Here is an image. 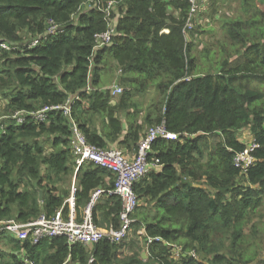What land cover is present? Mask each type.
Listing matches in <instances>:
<instances>
[{
  "label": "trees",
  "instance_id": "1",
  "mask_svg": "<svg viewBox=\"0 0 264 264\" xmlns=\"http://www.w3.org/2000/svg\"><path fill=\"white\" fill-rule=\"evenodd\" d=\"M88 1L0 0V43L17 47L0 50L6 114L71 102L72 119L103 149L121 142L137 150L148 129L163 122L180 138L155 143L150 160L158 158L161 168L135 186L140 204L125 242L70 246L65 237H54L34 245L5 235L0 247L10 250H0V264H255L258 254L249 240L261 234L262 222L248 234L245 228L264 206V102L257 103L250 90L254 81L264 84V9L258 0H242L244 18L222 17L224 47L230 59L237 58L215 63L212 57L205 68L201 64L209 54L200 52L198 32H189V42L184 33L189 0H102L105 6L118 2L112 12L117 34L98 51L94 36L107 30V22L97 8L86 10ZM49 20L61 31L25 50L27 41L48 32ZM111 62L118 64L125 89L117 98L102 84ZM151 88L158 98L146 105ZM243 131H249V142L242 140ZM210 139L213 152L206 154ZM71 140L69 119L61 111L51 112L47 123L0 129V221L28 223L61 209L67 216L71 187L64 185L72 178L78 218L96 189H114L116 176L106 168L89 163L76 171ZM251 140L259 148L244 175L234 157ZM121 210V198L106 194L94 208V222L118 228ZM143 230L146 236L139 234ZM149 237L161 241L152 244L148 257L142 240ZM167 243L182 248L179 261Z\"/></svg>",
  "mask_w": 264,
  "mask_h": 264
},
{
  "label": "built area",
  "instance_id": "2",
  "mask_svg": "<svg viewBox=\"0 0 264 264\" xmlns=\"http://www.w3.org/2000/svg\"><path fill=\"white\" fill-rule=\"evenodd\" d=\"M123 0H120L122 2ZM191 8L187 24L184 28L187 40L189 42V32L195 28L197 18L207 11L211 5L210 0H189ZM118 5L117 1L110 2L105 6L102 0H90L84 7L86 10L97 8L105 15L107 22V30L97 33L94 36V51H98L104 47L110 46L117 34V20L112 18V12ZM47 33L37 36L25 43L24 49L31 50L37 48L47 36L55 35L61 31V25H58L54 20L48 21ZM16 44L1 42L0 50L11 51L15 50ZM121 73V72H120ZM111 94L114 97L124 94L125 89L120 85L115 84L111 89ZM4 108V107H3ZM53 111H61L69 119L72 132L71 149L75 157L76 171L83 165L93 163L108 169L116 176L114 189L104 190L96 189L89 203L84 208L81 218H78L76 213L75 183L71 187V196L66 201L70 211L67 216H64L63 209L59 210L55 216H41L37 220L23 223L16 219H8L0 221V238L8 235L12 239L19 242L30 241L37 245L46 238L65 237L70 246L82 244L84 246H93L101 241H108L112 244H122L129 237L136 219L133 217L139 204L140 199L135 191V186L153 170L161 168V161L158 158L150 160V154L155 143L160 140L178 141L180 136L171 133L167 130L165 122L148 129L144 138L141 139L137 152L133 158H129L120 149H103L92 145L76 122L72 119V103L68 102L65 105L46 106L38 111H16L10 114L0 116V129L3 133L7 126H21L27 122L35 124L47 123L49 114ZM72 125V127H71ZM259 148L255 140H251L249 146L242 152L237 153L234 157V165L247 175L251 168L255 165L254 152ZM119 196L122 201V210L120 212V226L116 228L114 225L101 228L94 222V208L100 202L104 195ZM146 236L145 231L139 233ZM160 238H148L145 242V255L151 256L150 249L154 242H160ZM168 249L171 251L172 258L179 261L183 250L175 244L167 243ZM190 256L199 259L196 251L189 253ZM144 262L148 261L145 257ZM94 258L90 262H94ZM65 264H68L66 262Z\"/></svg>",
  "mask_w": 264,
  "mask_h": 264
},
{
  "label": "rangeland",
  "instance_id": "3",
  "mask_svg": "<svg viewBox=\"0 0 264 264\" xmlns=\"http://www.w3.org/2000/svg\"><path fill=\"white\" fill-rule=\"evenodd\" d=\"M218 2V3H216ZM212 8L209 9V11L204 12L196 21V25L194 30L198 32L197 36V43L200 45V52H203L204 50H207L209 54V58L200 57V59L204 60L202 61V66L207 68L209 61H211L212 57L214 58V62H221L223 60V57L226 59H229L231 62L236 60L237 57L230 59V54L227 50V48L224 47L225 40H224V30L221 28V18L225 17H245V14L242 11V0H212ZM259 6H261L262 9H264V5L262 6L261 1L258 0ZM211 7V6H210ZM200 21V22H199ZM198 22V23H197ZM210 52H214V55ZM107 74V72H106ZM120 80H117L114 84H119ZM123 89V85H120ZM250 90L252 91V97L257 103L264 102V84L258 81H254L251 85ZM151 91V90H150ZM149 91V94H150ZM147 94L146 100L150 99V95ZM152 101L158 98L154 95L152 97ZM145 100V104H146ZM151 101V102H152ZM151 102H148L147 105ZM5 102L0 100V116L4 115L6 113L5 111ZM4 107V108H3ZM242 140L245 142H249L251 136L249 134V131H243L241 134ZM203 145V144H202ZM213 141L210 139L208 141V146H204V149L206 154H210L213 152ZM209 147V148H208ZM208 148V149H207ZM45 149L47 150V153L50 151V146H46ZM67 185L71 186L72 181L67 180ZM259 222H262L258 225L261 234L257 235L255 239L249 240L251 243V246H249V249L251 251L256 252L258 254V260L255 261V264H264V206L259 209V211L256 213V215L253 216L252 223L245 228L246 233H249V229L253 224H257ZM223 234L225 233V230L221 231ZM142 240L143 246L145 248V243ZM1 244V243H0ZM0 250L2 252L9 251L10 249L7 247H0ZM144 250V249H143Z\"/></svg>",
  "mask_w": 264,
  "mask_h": 264
},
{
  "label": "crops",
  "instance_id": "4",
  "mask_svg": "<svg viewBox=\"0 0 264 264\" xmlns=\"http://www.w3.org/2000/svg\"><path fill=\"white\" fill-rule=\"evenodd\" d=\"M164 33L168 34L169 31H164ZM106 72H107V74H106ZM121 76H122V73H120V69H119L118 64L116 62H111L110 65L105 69L103 76H102L103 89L104 90L105 89H111L115 85L114 83L117 80H120ZM150 90H151L150 94L148 93L150 95V99L146 100V105L148 102L152 101V99H153L152 97L154 95L157 97L156 88H151ZM88 91H90V90H88ZM117 97H119V96H117ZM117 97H115V98H117ZM123 118L125 119V114L123 115ZM101 123H102L101 119H98V117H95L94 124L99 131H101V129H102ZM124 136H125V134L122 136V138ZM127 148L128 147L125 145H122L121 142H112L111 147L107 148V149H120L126 154L127 157L133 158L135 156L137 150L127 149ZM74 183L76 185V180H75V178H72V185ZM72 185L68 186L67 182H66L64 186L66 189H69L70 187H72ZM83 210L84 209H82L81 211H83Z\"/></svg>",
  "mask_w": 264,
  "mask_h": 264
},
{
  "label": "water",
  "instance_id": "5",
  "mask_svg": "<svg viewBox=\"0 0 264 264\" xmlns=\"http://www.w3.org/2000/svg\"><path fill=\"white\" fill-rule=\"evenodd\" d=\"M71 127H72V125H71ZM42 195H43V193L41 192V193H40V198H41V199H42Z\"/></svg>",
  "mask_w": 264,
  "mask_h": 264
},
{
  "label": "bare ground",
  "instance_id": "6",
  "mask_svg": "<svg viewBox=\"0 0 264 264\" xmlns=\"http://www.w3.org/2000/svg\"><path fill=\"white\" fill-rule=\"evenodd\" d=\"M200 22V21H199ZM198 23V22H197ZM149 127V126H148ZM72 164V163H71ZM30 187V186H29Z\"/></svg>",
  "mask_w": 264,
  "mask_h": 264
}]
</instances>
